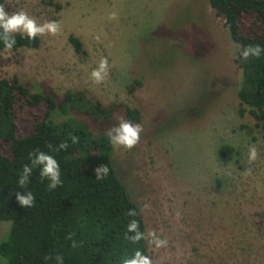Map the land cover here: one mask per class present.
I'll return each instance as SVG.
<instances>
[{
    "label": "rangeland",
    "instance_id": "374dc122",
    "mask_svg": "<svg viewBox=\"0 0 264 264\" xmlns=\"http://www.w3.org/2000/svg\"><path fill=\"white\" fill-rule=\"evenodd\" d=\"M53 1L59 10L45 0L6 1L9 15L22 10L38 24L58 21L60 30L37 35L36 49L0 51V79L53 96L54 121L72 115L95 136L102 131L67 107L68 93L120 105L116 125L123 106L138 110V142L114 148L112 161L145 233L167 240L161 248L146 241L152 264H264V141L256 121L239 115V46L207 0ZM101 57L107 76L97 84L90 74ZM19 124L20 135L29 131L28 120ZM0 226L1 242L9 222Z\"/></svg>",
    "mask_w": 264,
    "mask_h": 264
},
{
    "label": "trees",
    "instance_id": "16d2710c",
    "mask_svg": "<svg viewBox=\"0 0 264 264\" xmlns=\"http://www.w3.org/2000/svg\"><path fill=\"white\" fill-rule=\"evenodd\" d=\"M6 1L0 0V7L4 8ZM45 3L61 8L53 0ZM207 3L239 46L234 59L241 71L239 115L247 113L256 121L264 141V0ZM14 36L16 43L11 49L0 41V51L40 45L37 36L31 40L22 33ZM68 41L79 58L85 57L75 36L70 35ZM257 45L262 50L258 57L242 58L245 47ZM65 101L74 114L91 119L102 134L95 136L87 123L72 115L54 121L57 104L53 96L28 89L16 77L0 79V146H7V153H0V222H9L8 235L0 242V257L8 264H57L58 256L63 264H122L123 258L136 250L148 256L146 240L133 243L126 238V234L132 235L127 233L129 222L135 220L144 233L145 224L112 161L114 148L108 131L116 125L112 118L120 105L104 107L79 91L68 93ZM123 114L126 121L139 124L138 110L123 106ZM26 120L30 129L20 135L19 122ZM61 143L66 147L59 148ZM37 151L53 155L59 163L61 183L55 189H49L48 181L40 178L38 166L24 188L16 184L23 166L31 163L30 157ZM101 166L107 174L96 176L95 170ZM18 191L33 193L32 207L18 204Z\"/></svg>",
    "mask_w": 264,
    "mask_h": 264
},
{
    "label": "clouds",
    "instance_id": "9594fccd",
    "mask_svg": "<svg viewBox=\"0 0 264 264\" xmlns=\"http://www.w3.org/2000/svg\"><path fill=\"white\" fill-rule=\"evenodd\" d=\"M112 17L115 13L110 14ZM60 30V24L58 21L49 20L41 24H38L35 19L30 17L26 12L19 11L9 15L8 12L0 7V41L3 42L4 46L11 49L16 43L15 33H22L31 40L37 35L44 33L56 34ZM260 46H248L245 47L241 53L242 58L247 59L250 55L258 57L261 54ZM108 62L107 59L101 57L98 61L97 66L91 71V79L94 83H102L107 76ZM141 128L138 124H134L130 121L120 120L118 125L111 128L108 131L109 143L113 148H131L134 146L139 139ZM75 137H72L75 142ZM66 145L61 143L59 148L63 149ZM257 158V149L255 146L248 148L247 160L249 162L254 161ZM31 163L23 166L22 172L17 178L16 184L20 188H24L29 182L32 176L33 169L39 167V176L41 179L48 181L47 187L49 189H55L57 185L61 183V173L58 161L53 155H50L43 151H37L34 156L30 157ZM96 176L101 173L107 174V169L103 166L98 167L96 170ZM16 201L23 208H30L34 203V195L31 191H18L16 192ZM133 214L134 213H130ZM127 233H132L126 238L131 240L133 243L139 240H146L149 245L155 248H161L167 245V240L160 238L154 231L147 233L139 231L138 224L135 220H132L127 225ZM76 246L73 241V247ZM57 264H63L62 257H56ZM0 264H7V260L0 258ZM122 264H152L151 258L142 254L141 251L136 250L131 256L123 258Z\"/></svg>",
    "mask_w": 264,
    "mask_h": 264
},
{
    "label": "crops",
    "instance_id": "0c3cea01",
    "mask_svg": "<svg viewBox=\"0 0 264 264\" xmlns=\"http://www.w3.org/2000/svg\"><path fill=\"white\" fill-rule=\"evenodd\" d=\"M0 227H2V226H0ZM5 227H7V226H3V227H2V228L4 229V231H3V232L7 231V230H5Z\"/></svg>",
    "mask_w": 264,
    "mask_h": 264
}]
</instances>
